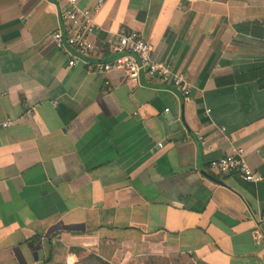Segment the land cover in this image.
Wrapping results in <instances>:
<instances>
[{
  "label": "crops",
  "instance_id": "crops-1",
  "mask_svg": "<svg viewBox=\"0 0 264 264\" xmlns=\"http://www.w3.org/2000/svg\"><path fill=\"white\" fill-rule=\"evenodd\" d=\"M96 23V58L137 33L192 95L90 74L51 0H0V264H264V0H106ZM239 150L262 182L211 171Z\"/></svg>",
  "mask_w": 264,
  "mask_h": 264
},
{
  "label": "built area",
  "instance_id": "built-area-1",
  "mask_svg": "<svg viewBox=\"0 0 264 264\" xmlns=\"http://www.w3.org/2000/svg\"><path fill=\"white\" fill-rule=\"evenodd\" d=\"M51 1L59 8L60 23L51 38L58 50L71 57L74 66L83 65L88 73L95 75L121 71L135 84L140 82L142 75H146L154 81L172 86L184 99L191 97L192 85L187 74L174 70L169 62L155 61L153 47L137 33L119 35L112 47V55L115 56L113 60L104 62L96 58L97 48L92 37L98 30L96 17L106 0H98L94 7L88 9L80 7L82 0ZM12 123L8 119L0 124V131L8 129ZM210 169L220 176L240 175L248 183L258 184L263 181V176L249 166L242 150L212 161ZM253 238L257 245L264 243L261 226L253 230Z\"/></svg>",
  "mask_w": 264,
  "mask_h": 264
},
{
  "label": "rangeland",
  "instance_id": "rangeland-1",
  "mask_svg": "<svg viewBox=\"0 0 264 264\" xmlns=\"http://www.w3.org/2000/svg\"><path fill=\"white\" fill-rule=\"evenodd\" d=\"M85 264H95L93 261H90V263L85 262ZM153 264H195L192 261H190L188 258L185 256H182L177 259H170L168 262H165L164 260H159L157 262H154Z\"/></svg>",
  "mask_w": 264,
  "mask_h": 264
},
{
  "label": "trees",
  "instance_id": "trees-1",
  "mask_svg": "<svg viewBox=\"0 0 264 264\" xmlns=\"http://www.w3.org/2000/svg\"><path fill=\"white\" fill-rule=\"evenodd\" d=\"M180 257H182V256H175V257H172V259H177V258H180ZM186 258H188L190 261H192L191 260V258L189 257V256H185ZM90 261H93V263H95V264H109V263H107V262H105V261H103V260H101V259H99V258H96V257H94V256H90L89 258H87V259H85L82 263H80V264H85V262H88V263H90ZM193 262V261H192ZM194 263V262H193Z\"/></svg>",
  "mask_w": 264,
  "mask_h": 264
},
{
  "label": "water",
  "instance_id": "water-1",
  "mask_svg": "<svg viewBox=\"0 0 264 264\" xmlns=\"http://www.w3.org/2000/svg\"><path fill=\"white\" fill-rule=\"evenodd\" d=\"M183 97V96H182Z\"/></svg>",
  "mask_w": 264,
  "mask_h": 264
}]
</instances>
